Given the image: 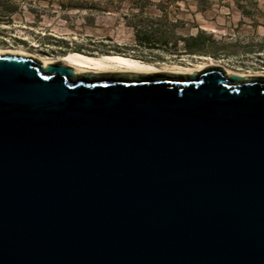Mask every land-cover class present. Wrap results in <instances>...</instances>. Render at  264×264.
Here are the masks:
<instances>
[{"label": "water", "instance_id": "1", "mask_svg": "<svg viewBox=\"0 0 264 264\" xmlns=\"http://www.w3.org/2000/svg\"><path fill=\"white\" fill-rule=\"evenodd\" d=\"M0 264H264V75L0 54Z\"/></svg>", "mask_w": 264, "mask_h": 264}, {"label": "rangeland", "instance_id": "2", "mask_svg": "<svg viewBox=\"0 0 264 264\" xmlns=\"http://www.w3.org/2000/svg\"><path fill=\"white\" fill-rule=\"evenodd\" d=\"M0 45L264 72V0H0Z\"/></svg>", "mask_w": 264, "mask_h": 264}, {"label": "bare ground", "instance_id": "3", "mask_svg": "<svg viewBox=\"0 0 264 264\" xmlns=\"http://www.w3.org/2000/svg\"><path fill=\"white\" fill-rule=\"evenodd\" d=\"M12 52L17 54L30 55L41 62L52 63L55 61H63L69 66L75 68L78 72H105V71H132V72H159L166 71L172 73L188 74L193 71H200L208 65L222 66L227 72L239 73L242 75H264V72H241L230 68L225 62L215 60L213 58H203L207 61H199L196 64H181L178 62L166 63L159 65L149 62L131 55L119 53L93 55L81 51L70 52L60 56H45L42 54L30 52L22 47L6 48L0 45V54Z\"/></svg>", "mask_w": 264, "mask_h": 264}, {"label": "trees", "instance_id": "4", "mask_svg": "<svg viewBox=\"0 0 264 264\" xmlns=\"http://www.w3.org/2000/svg\"><path fill=\"white\" fill-rule=\"evenodd\" d=\"M197 40H198V37L197 36L193 38V41H195V45H198V43H196ZM75 51H78V50H75ZM81 52H83V51H81ZM89 54H91V53H89ZM104 54H109V53H104ZM119 54H122V53H119ZM124 55H126V54H124Z\"/></svg>", "mask_w": 264, "mask_h": 264}]
</instances>
